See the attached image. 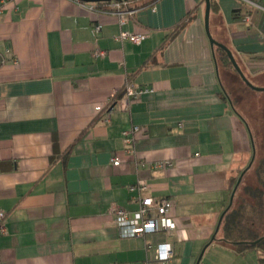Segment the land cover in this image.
<instances>
[{"label": "crops", "instance_id": "1", "mask_svg": "<svg viewBox=\"0 0 264 264\" xmlns=\"http://www.w3.org/2000/svg\"><path fill=\"white\" fill-rule=\"evenodd\" d=\"M114 1L0 0V264H197L205 246L199 264H227L235 251L210 240L254 147L256 158L237 101L264 90L222 62L205 0H127L125 22L101 11ZM245 3L211 0L210 31L264 86V9ZM127 84L152 90L124 107ZM138 178L142 196L172 199L176 229L120 235L115 209H138Z\"/></svg>", "mask_w": 264, "mask_h": 264}, {"label": "built area", "instance_id": "2", "mask_svg": "<svg viewBox=\"0 0 264 264\" xmlns=\"http://www.w3.org/2000/svg\"><path fill=\"white\" fill-rule=\"evenodd\" d=\"M5 1V0H3ZM250 3L252 6H257L264 9V5L258 3V0H243ZM95 5H92L93 9ZM101 11L115 13L119 16L121 22H125L128 16L132 15L136 9L129 7L127 0H116L112 2L111 6H105ZM94 29L96 32L101 30V24H95ZM147 37L145 32H130L122 30L119 34L121 40L128 39L133 43H140ZM103 54L104 51H98ZM152 90L147 86H135L127 84L123 94L125 95L124 107L130 104V101L136 99L141 94ZM118 94V91L113 93V97ZM103 105H97L96 109L101 110ZM139 131L138 125H133L129 129L123 131V141L126 150L129 153H135L136 134ZM115 163L119 162L118 157H114ZM146 164V163H142ZM170 160L156 161L149 164L152 169H163L171 166ZM148 188V182L145 179L138 178L135 183L130 185L131 191H137L139 194V206L135 211H128L122 207L115 209V220L120 229V235L123 237L139 236L145 237L146 234L157 232L161 230L171 231L176 229L177 223L172 215L173 201L170 197H161L155 199L152 196H142L141 192ZM7 232V212L0 209V235ZM150 247L151 245L148 244ZM158 258L166 262L174 254L173 247L168 242L158 244ZM148 264V263H146Z\"/></svg>", "mask_w": 264, "mask_h": 264}, {"label": "trees", "instance_id": "3", "mask_svg": "<svg viewBox=\"0 0 264 264\" xmlns=\"http://www.w3.org/2000/svg\"><path fill=\"white\" fill-rule=\"evenodd\" d=\"M99 3H102V1ZM219 50L222 62L231 66L232 62L227 52L222 48H219ZM241 80H243L242 77ZM258 171L259 173L264 172L263 163L261 167H259ZM260 176V183L264 185V176ZM237 178L235 179V182ZM249 192L255 199V202H249L243 199L233 201L232 206L227 210L222 219L221 226L215 240L218 239L229 243L235 251L239 253H244L248 250L258 248L263 252L261 262H264V238L262 237L264 234L262 231L263 224L258 222L257 219L260 217L263 209V189L259 187L257 189L249 188ZM258 239L260 240L256 242Z\"/></svg>", "mask_w": 264, "mask_h": 264}, {"label": "rangeland", "instance_id": "4", "mask_svg": "<svg viewBox=\"0 0 264 264\" xmlns=\"http://www.w3.org/2000/svg\"><path fill=\"white\" fill-rule=\"evenodd\" d=\"M246 4V3H245ZM247 5H251L248 3ZM252 6V5H251ZM256 8L257 6H253ZM245 74V73H244ZM246 75V74H245ZM246 78L251 82L254 86L264 87L257 85V83H253V79H250L246 75ZM242 82V80H241ZM236 104L241 111V113L245 116L246 120L250 123V127L255 134L256 140V158L253 165L248 169L245 173L238 189L236 195L234 197V201L246 200L249 202H255V199L250 195L249 188L257 189L258 187L263 189L264 194V185L260 183V175L264 176V172L259 173V167H261L262 163L264 164V91H253L251 92L250 98H245L241 101H237ZM247 122V123H248ZM248 123V124H249ZM258 130V131H257ZM252 132V133H253ZM264 199V195H263ZM263 209L260 217H258V222L263 224V232H264V203ZM231 249V248H230ZM232 250L231 260L228 261L227 264H262L258 257V248L249 250L246 253L242 254L237 251ZM221 250H216V253H220ZM234 261H236L234 263ZM230 262V263H229Z\"/></svg>", "mask_w": 264, "mask_h": 264}, {"label": "water", "instance_id": "5", "mask_svg": "<svg viewBox=\"0 0 264 264\" xmlns=\"http://www.w3.org/2000/svg\"><path fill=\"white\" fill-rule=\"evenodd\" d=\"M89 1H102V0H89ZM205 3H206V7H205V29H206V32H207V35L209 37V40H210V43L212 46L214 45H217L219 47H221L222 49H224L233 66L235 67V69L238 71V73L241 75L242 79L248 84L250 85L251 87L257 89V90H264V87H259V86H254L251 84V82L246 78V75L244 74L243 70L241 69L240 65L238 64V62L236 61L232 51L223 43L217 41L211 34V31H210V11H211V0H205ZM254 158H255V147L253 148V155H252V158L249 162V164L245 167V169L241 172V174L239 175L238 177V180L232 190V193H231V196H230V201H229V204L227 205V207L224 209V211L221 213L220 217H219V220H218V223H217V226H216V229L211 237V240L210 242L214 241L216 239V235L220 229V226H221V222H222V219L225 215V213L227 212V210L232 206L233 204V201H234V196L236 194V191L242 181V178H243V175L245 174V172L250 168V166L252 165L253 161H254ZM260 239H258L256 242H258ZM206 246L204 247V249L202 250L200 256H199V260H198V263L199 264V261L204 253V250H205Z\"/></svg>", "mask_w": 264, "mask_h": 264}, {"label": "flooded vegetation", "instance_id": "6", "mask_svg": "<svg viewBox=\"0 0 264 264\" xmlns=\"http://www.w3.org/2000/svg\"><path fill=\"white\" fill-rule=\"evenodd\" d=\"M262 237L264 238V234L262 235Z\"/></svg>", "mask_w": 264, "mask_h": 264}, {"label": "bare ground", "instance_id": "7", "mask_svg": "<svg viewBox=\"0 0 264 264\" xmlns=\"http://www.w3.org/2000/svg\"><path fill=\"white\" fill-rule=\"evenodd\" d=\"M248 165V164H247Z\"/></svg>", "mask_w": 264, "mask_h": 264}]
</instances>
